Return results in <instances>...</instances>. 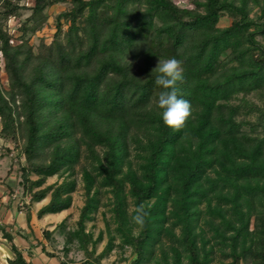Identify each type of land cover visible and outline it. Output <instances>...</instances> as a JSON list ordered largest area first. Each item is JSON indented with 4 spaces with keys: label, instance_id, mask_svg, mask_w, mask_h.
Masks as SVG:
<instances>
[{
    "label": "trees",
    "instance_id": "1",
    "mask_svg": "<svg viewBox=\"0 0 264 264\" xmlns=\"http://www.w3.org/2000/svg\"><path fill=\"white\" fill-rule=\"evenodd\" d=\"M65 1L34 0L15 36L5 23L25 7L20 0H0V56L8 81L7 89L0 85V138L16 143L23 128V192L35 202L50 195L37 216L71 206L74 180L42 185L48 176L72 174L85 144L93 169L82 168L86 198L74 236L83 240L84 220L99 205L98 184L108 188L116 231L136 255L130 264H146L163 234L171 243L165 264H208L215 244L228 245L235 264H264V133L241 132L233 120L238 107L229 104L239 93L264 89V0H191V7L173 0H70L71 7L56 15L53 40L41 41L35 51L27 35L46 23L47 7ZM249 4L258 7L256 17ZM225 15L231 22L220 27ZM168 58L182 61L179 94L193 109L179 131L164 124L162 109L150 107L163 91L152 70ZM249 110L257 112L254 125L264 128V106ZM132 121L150 131L140 147L139 173L122 168ZM95 146L103 148L101 157ZM46 150L48 160L38 161ZM29 173L38 177L29 179ZM211 193L230 202L233 217L212 209ZM203 201L224 226L212 227L219 240L209 247L211 239L197 225ZM141 203L149 213L143 228L131 219ZM0 230L15 254L9 264H30L12 235ZM111 246L112 239L101 254Z\"/></svg>",
    "mask_w": 264,
    "mask_h": 264
},
{
    "label": "rangeland",
    "instance_id": "2",
    "mask_svg": "<svg viewBox=\"0 0 264 264\" xmlns=\"http://www.w3.org/2000/svg\"><path fill=\"white\" fill-rule=\"evenodd\" d=\"M178 5L191 7V0H173ZM34 4V0H20V5H24L25 8L21 9L20 15L17 17L9 18L5 26L8 31L13 35H18V27L20 23L31 13V7ZM251 7L250 16L256 17L259 14L257 6L249 4ZM71 7L70 0L65 2L55 3L45 9V13L48 16L46 23L43 27L34 34H28L29 44L37 50L38 45L41 41L45 44H49L56 31V15L61 11L67 10ZM231 22V17L228 15L223 16L218 25L220 27L228 26ZM65 30L66 25H62ZM63 34H60L62 39ZM257 39L262 41V36L258 35ZM139 62V61H137ZM137 64V63H136ZM138 65V64H137ZM0 85L3 89L8 88V81L6 74L3 70V61L0 56ZM158 101L152 100L150 107L158 111ZM230 105L237 106V112L233 115V120L240 123L241 132L245 133L249 137H261L264 133V128L260 125H254L258 122L257 112L250 111V107L257 105L259 107L264 106V89L261 91H253L250 93H239L229 101ZM250 111V112H248ZM194 116L192 115L191 118ZM22 120V118H20ZM255 126V127H254ZM140 123L131 122L128 126L127 135V146H126V158L123 162L122 168L124 171L128 169L139 173V165L142 162V151L140 147L145 143L148 133L147 130ZM189 134V133H188ZM189 136V135H188ZM190 137V136H189ZM24 131L23 128L19 127L17 142L4 140L0 138V198L6 202H15L17 205V211H22L26 214V210H30V206L40 208L45 205L50 198L47 194L46 197L38 203L30 200L29 193H24L21 185L22 171L21 167L26 165L25 158L21 152L24 144ZM85 144H81V156L80 161L75 165L72 172L64 171L58 174L48 176L45 179L42 187L49 184H58L63 180H74L75 190L71 193L72 203L71 206L60 212V220L51 222V220L42 219L36 221L34 233H38L39 236L45 241L46 246L55 251L58 260L63 261L65 264H130L135 258V253L131 245L123 244L120 234L116 231V222L112 212V198L107 187H101L98 184L95 188L98 189L97 197L99 198V205L96 210L89 213L90 218L84 220L83 232L84 236L80 235L81 239L74 236L75 231L78 229V219L81 211V207L85 202V190L82 179V168L87 167L88 170H92L91 156L89 155ZM95 150L102 156L103 148L95 146ZM43 156L38 161L48 160L49 150H46ZM94 163V162H92ZM219 169V166H216ZM93 172V171H92ZM210 177H215L214 170L209 171ZM29 179H36L38 176L34 173H29ZM129 185H126L125 191H127ZM226 192V190H224ZM211 201V207L214 209L215 206L221 207L227 218H231L232 211L230 210V202L219 197L218 193H211L209 195ZM126 206L128 212L133 209L132 198L127 196ZM38 208V209H39ZM201 210L199 221L197 222L198 231L202 230L203 235L206 239H211V242L207 244V247L212 246L213 242L219 240L214 237V230L212 227L217 226L219 229H223L221 225V218L219 215L214 214L208 208L207 203L203 201L200 206ZM35 215V214H34ZM233 217V216H232ZM44 221V222H43ZM171 221L166 223L167 227H171ZM29 225V223H28ZM4 228L5 232L10 233V229ZM31 227V226H30ZM250 228H254V218H251ZM14 230V229H13ZM48 232V234L45 233ZM133 234H137L138 228L134 227L132 230ZM173 232L179 233V228H174ZM229 233V232H228ZM0 238H5L2 231L0 230ZM112 239L111 249L106 251L104 254L101 252L105 249L108 240ZM5 241H8L5 238ZM0 239V243H8ZM84 241V242H83ZM81 244H84L83 248ZM170 241L167 234H163L162 243L155 246L154 252L150 257V260L146 264H165L164 261H171ZM162 247V248H161ZM52 253V252H47ZM230 248L226 244H215L210 254V262L208 264H235L233 257L230 256ZM182 264H187V260L183 259ZM239 264H251L249 260H240Z\"/></svg>",
    "mask_w": 264,
    "mask_h": 264
},
{
    "label": "crops",
    "instance_id": "3",
    "mask_svg": "<svg viewBox=\"0 0 264 264\" xmlns=\"http://www.w3.org/2000/svg\"><path fill=\"white\" fill-rule=\"evenodd\" d=\"M2 198H0V226H5L6 229H10L9 232L12 235V242L21 251L23 257L30 264H60L56 252L46 246L45 241L38 233H34L33 230H35V227L31 229L33 224L36 225V221L40 219L37 217L39 207L34 209L30 206V220L28 225L26 214L22 211H17L16 203L13 201L6 202ZM60 214V212L48 213L42 219L54 222L60 220ZM0 239L5 241V238ZM43 247L44 250L42 249ZM47 252H52L54 256L47 254ZM14 257L15 254L10 248V242L6 244L0 243V264H9L8 260Z\"/></svg>",
    "mask_w": 264,
    "mask_h": 264
},
{
    "label": "clouds",
    "instance_id": "4",
    "mask_svg": "<svg viewBox=\"0 0 264 264\" xmlns=\"http://www.w3.org/2000/svg\"><path fill=\"white\" fill-rule=\"evenodd\" d=\"M152 71L158 73L155 84L163 89L157 103L158 107L163 110L164 124L176 131L185 128L193 109L190 101L181 98L179 94L178 84L184 82L185 79L182 61L175 58L159 59L157 66ZM148 215L145 205L141 203L135 208V214L131 219L135 225L143 228Z\"/></svg>",
    "mask_w": 264,
    "mask_h": 264
}]
</instances>
